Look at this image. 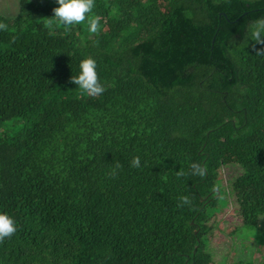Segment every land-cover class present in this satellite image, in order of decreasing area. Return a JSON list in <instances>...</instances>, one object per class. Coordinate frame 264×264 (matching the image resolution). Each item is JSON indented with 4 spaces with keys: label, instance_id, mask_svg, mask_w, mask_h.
Wrapping results in <instances>:
<instances>
[{
    "label": "trees",
    "instance_id": "1",
    "mask_svg": "<svg viewBox=\"0 0 264 264\" xmlns=\"http://www.w3.org/2000/svg\"><path fill=\"white\" fill-rule=\"evenodd\" d=\"M158 1L93 0L96 33L46 24L54 0L0 13V264H213L226 194L264 238V0ZM84 57L98 95L70 79Z\"/></svg>",
    "mask_w": 264,
    "mask_h": 264
},
{
    "label": "rangeland",
    "instance_id": "2",
    "mask_svg": "<svg viewBox=\"0 0 264 264\" xmlns=\"http://www.w3.org/2000/svg\"><path fill=\"white\" fill-rule=\"evenodd\" d=\"M138 4L139 9L148 4L151 0H132ZM158 5L163 9L162 1ZM18 0H0V13L12 15L17 12ZM143 16V15H142ZM235 162L234 153L223 155L222 168L218 177L221 178V191L227 192V186L232 178L239 175ZM227 196V194H226ZM225 196V197H226ZM222 200V206L214 210L212 222L217 223L213 238L210 240L211 253L214 257L213 264H237L240 260L246 264L250 258L254 263H261L264 259V238L259 232H253L247 228H241V220L232 198L227 197V203ZM264 227V218L261 219Z\"/></svg>",
    "mask_w": 264,
    "mask_h": 264
},
{
    "label": "clouds",
    "instance_id": "3",
    "mask_svg": "<svg viewBox=\"0 0 264 264\" xmlns=\"http://www.w3.org/2000/svg\"><path fill=\"white\" fill-rule=\"evenodd\" d=\"M55 7L52 9L51 19L45 23L51 27L61 25L68 27L74 24L84 22L89 33H96L99 27L98 17L86 15L91 12L93 0H54ZM3 25L0 24V28ZM251 35L258 41H264L261 32L264 31V19L256 20L250 24ZM77 74L71 77V81L82 92L89 95H98L104 91L103 85L99 82L96 72L95 60L91 57H84L78 61ZM130 164L132 167H138L140 164L139 157H132ZM190 169L192 175H202L204 169L198 163H191ZM183 175V173H178ZM184 203H187L186 197H181ZM16 231V225L11 216L7 213L0 212V239L9 237Z\"/></svg>",
    "mask_w": 264,
    "mask_h": 264
}]
</instances>
